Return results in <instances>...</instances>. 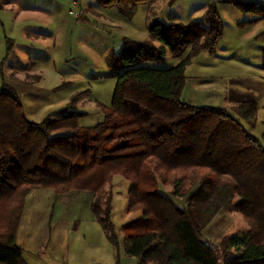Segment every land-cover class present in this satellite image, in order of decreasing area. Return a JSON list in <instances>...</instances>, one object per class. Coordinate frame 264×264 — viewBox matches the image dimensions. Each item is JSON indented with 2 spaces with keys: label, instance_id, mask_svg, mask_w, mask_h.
<instances>
[{
  "label": "trees",
  "instance_id": "16d2710c",
  "mask_svg": "<svg viewBox=\"0 0 264 264\" xmlns=\"http://www.w3.org/2000/svg\"><path fill=\"white\" fill-rule=\"evenodd\" d=\"M98 1L132 19L138 6L155 0ZM232 3L264 19L263 5ZM205 18L208 26L153 20L150 39L123 38L121 52L112 50L109 57L110 74L116 78L111 103L103 107L104 120L90 127L80 124L83 113H67V107L57 110L58 117L29 119L1 66L0 264H28L16 233L26 197L39 187L57 194L94 193L92 212L118 250L115 264H121L110 188L116 175L131 182L129 212H141L123 225L124 252L138 257L139 264H219L202 231L231 204L249 230L226 237L224 263L264 264V131L256 136L241 121L255 120L258 104L241 102L237 118L221 106L192 105L181 98L186 67L202 49L215 53L223 36L216 4L209 5ZM6 42L8 55L14 41ZM190 45L174 66L141 65L164 62L169 53L182 57ZM89 93L86 89L74 94L69 106L76 107ZM161 184L172 185V195L185 197V204L163 193ZM235 196L239 199L233 203Z\"/></svg>",
  "mask_w": 264,
  "mask_h": 264
},
{
  "label": "crops",
  "instance_id": "0c3cea01",
  "mask_svg": "<svg viewBox=\"0 0 264 264\" xmlns=\"http://www.w3.org/2000/svg\"><path fill=\"white\" fill-rule=\"evenodd\" d=\"M236 1L264 6V0H155L150 5L138 6L135 16L128 19L116 8L105 7L98 0H82V16L75 18L68 12L67 0H0V69L7 55V38L14 41V48L8 61L15 57V61L20 62L22 66L31 64L33 73L40 75L41 80L43 79V71L39 69L38 59H33L31 53L43 52L50 59V53L62 51L70 59L69 53L74 49L78 50L80 45H93L96 40L91 41V37L94 35L98 36V42L102 41V45L108 43V40H112L114 46V43L120 39L123 46V38L125 37L143 41L151 38L148 25L156 19L165 23L197 21L207 26L206 11L210 4H216L223 19V36L216 46L215 53L202 49L186 67L187 83L181 98L192 105L221 106L237 118L240 117L236 113V107L243 101L255 100L258 104L257 122L255 124L263 126L264 19L260 15L242 12L232 3ZM140 12H142L145 24L143 33L134 31H131V34L125 33L126 27L135 29L132 23ZM247 21L249 24L241 26V23ZM114 32H118V35H114ZM154 43L156 46H162V42L158 40H155ZM111 44L110 46H112ZM113 49L115 48H110V52ZM21 51L24 52L23 60L17 54ZM188 53H184L179 58H173L169 53L166 61L156 64H178ZM196 58L200 59L201 64L213 65L216 69L192 71V64L197 62ZM52 59L54 61V56ZM24 60H26L25 63H23ZM155 62L157 61H146L145 63L152 64ZM4 64H7V61ZM40 80L35 83L40 82ZM8 83L16 90L17 86L23 85L22 81L18 80H9ZM28 84L31 85V83ZM241 121L250 132L259 137L262 135L264 129L254 130L255 127L248 124L249 121L243 119ZM119 177V175L114 176L111 186L115 182L121 192L120 196H126L125 200L127 201L126 217L123 218L120 225L114 223L119 236L120 262L121 264H139L138 257L128 256L124 252L123 225L137 218L141 213L128 211V190L131 182L129 180L124 182ZM70 193L73 195L67 200L76 203L78 200L81 201V212H79L81 221L79 224L81 225L78 229H73L72 223L68 225L69 228L65 225L61 229L58 227L50 228L46 232L43 231L44 238L37 245L33 243L41 234L36 233V230L33 231V233L28 234L32 240L29 241V238L26 240V245L29 247L20 245L23 248L24 259L29 264H115L117 250L109 242L91 209V202L95 194L89 191L74 190L58 195L64 197L63 195ZM112 195L114 196L113 192ZM49 197L55 198V192L51 188L32 189L26 197L25 206L32 209L34 215L40 209L41 199ZM113 198L112 218L114 214ZM41 205L44 207L42 223L46 227L48 223L47 213L52 206L50 203ZM75 214V211H72L71 217L73 218ZM53 224L54 220L51 225ZM215 224L216 217L209 223L205 232L210 230L212 226L214 227ZM242 229L243 231L236 233L238 235L247 233L249 226L245 221ZM81 231L85 232L82 238H87L86 243L77 245L75 242H70V237L72 241L80 240L78 237L82 235ZM237 234L232 233V235ZM210 238L219 240V235H211ZM224 249L226 250V245H224ZM220 264H225L223 259Z\"/></svg>",
  "mask_w": 264,
  "mask_h": 264
},
{
  "label": "rangeland",
  "instance_id": "374dc122",
  "mask_svg": "<svg viewBox=\"0 0 264 264\" xmlns=\"http://www.w3.org/2000/svg\"><path fill=\"white\" fill-rule=\"evenodd\" d=\"M112 8V7H108ZM96 14V12H93ZM82 14L79 17L80 18ZM206 19V18H205ZM157 20V19H156ZM152 22V21H151ZM148 25L149 34L150 32V24ZM135 26V29H129L126 27L124 32L127 34L132 33L134 31L136 33H143L144 31V20L142 12L136 16L135 21L132 23ZM209 25V24H208ZM207 25V26H208ZM204 26V25H203ZM114 35H118V32H114ZM120 34V33H119ZM136 35V34H133ZM141 35V34H140ZM115 37V36H114ZM140 37V36H139ZM147 39H150L147 38ZM146 39V40H147ZM96 40V42L92 45H80L77 49H74L69 55L70 59L67 58L66 54L62 51H56L54 54L50 53L51 58L48 59L47 54L43 52H34L31 53L33 59H38L39 69L43 71V79L40 80V75L37 73H33L31 64H27L26 66H22L20 62L15 61V57L9 60V55L5 56L4 63L1 64L3 69V77L6 81L9 80H18L22 81L23 85L17 86V93L21 97V100L25 106L26 114L29 119L40 122L44 119V117L48 115H53V117L60 116L59 113H56L57 110L61 108H68L67 113H83L84 115L80 119V124L83 127L94 126L104 120V106H109L113 97L114 87L116 83V78L110 74L109 68V57H110V48L113 49L116 54H119L122 50V42L118 39V42L114 43L112 40H108V43L102 45V41L98 42V36L94 35L91 37V41ZM112 44H111V43ZM110 44L112 46H110ZM191 45L186 48L185 54L191 50ZM20 58L24 59V52H17ZM54 56V61H53ZM168 59V58H167ZM170 59V58H169ZM197 62L192 64V71L200 72L205 69H216L213 65L201 64L200 59H197ZM166 61V60H165ZM10 62V63H8ZM24 60L23 63H25ZM145 63V62H144ZM142 63L141 65H145L148 67H156V68H167L174 66L176 64H156L162 62H155L152 64ZM215 67V68H214ZM29 70V71H28ZM28 71V72H27ZM1 69H0V87H1ZM211 75V74H210ZM9 79V80H8ZM35 83L36 81H39ZM28 83H31L28 84ZM187 83V81H186ZM25 84V85H24ZM17 85V83H16ZM62 86L61 89H54L57 86ZM86 89L90 90L88 95L82 97V99L76 104V107H70L69 102L72 96L76 93L84 91ZM182 95V94H181ZM57 110H55V109ZM54 109V110H53ZM257 122V118L251 121L248 124H252L255 129H264V123L262 125L255 124ZM124 182L128 180L123 176L119 175ZM111 191L114 193L113 204H114V214L113 220L116 225H120V222L126 217V204L125 200L126 196H120L121 192L114 185L110 186ZM161 191L163 193L169 195L176 203L185 204V197L178 198L172 195L173 186L172 185H162L160 186ZM183 188H180L182 191ZM72 193L69 195H63L64 197H59L57 193H55V198H42L40 201V209L34 215L32 214V209L26 208L25 203L23 205L19 223L18 230L16 233V242L25 247H29L26 245V240L29 238V241L32 240V237H29L28 234L33 233L36 230V233H40L38 235V239L35 245L40 244L42 239L44 238L43 231H49L50 228H63L65 225H70L73 223L74 228L78 229L81 225L79 224L80 217L79 212H81V201L70 202L67 198L72 197ZM127 195V194H126ZM40 197V195H39ZM63 198V199H61ZM238 196H235L233 199V203L238 200ZM26 201V200H25ZM30 202V201H29ZM43 203H50L52 206L51 210H48L47 213V226L45 227L42 223L44 217V207ZM233 205L231 204L227 209L218 212L214 217H216L215 226L206 231L207 225L205 229L202 231L203 236L212 244L215 249L218 258L219 264L222 262L223 256L226 251L224 249L226 237L232 235V233L237 234L238 231H243L242 227L244 225V217L238 211H234ZM74 209V210H72ZM236 210V209H235ZM72 211H75V216L72 218ZM129 211V210H128ZM141 213V212H140ZM32 217V219H31ZM31 219V220H30ZM54 220V224L51 225ZM246 222V221H245ZM3 219L0 216V229L3 228ZM5 226V225H4ZM69 228V227H68ZM222 228V229H221ZM81 229V228H80ZM81 236L78 237L80 240L75 239L72 241L70 237V242H75L77 245H81L82 243H86V239H83V235L85 232L81 231ZM28 235V237H26ZM211 235H219V240L210 238ZM31 236V235H30ZM73 236V234H72ZM78 236V235H76ZM83 239V240H82ZM46 241L44 243V246ZM120 246V244H119ZM117 250V248H115ZM45 251V250H44ZM46 252V251H45ZM118 252V250H117ZM26 261V259H25ZM27 262V261H26ZM28 263V262H27ZM29 264V263H28Z\"/></svg>",
  "mask_w": 264,
  "mask_h": 264
},
{
  "label": "built area",
  "instance_id": "2783aa9c",
  "mask_svg": "<svg viewBox=\"0 0 264 264\" xmlns=\"http://www.w3.org/2000/svg\"><path fill=\"white\" fill-rule=\"evenodd\" d=\"M68 12L73 17H79L82 14V0H67Z\"/></svg>",
  "mask_w": 264,
  "mask_h": 264
}]
</instances>
